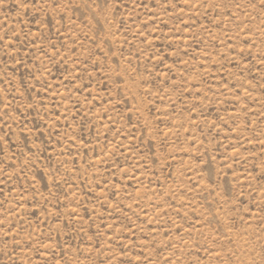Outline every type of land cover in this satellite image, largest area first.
I'll return each instance as SVG.
<instances>
[{"label":"rangeland","instance_id":"374dc122","mask_svg":"<svg viewBox=\"0 0 264 264\" xmlns=\"http://www.w3.org/2000/svg\"><path fill=\"white\" fill-rule=\"evenodd\" d=\"M0 264H264V0H0Z\"/></svg>","mask_w":264,"mask_h":264}]
</instances>
